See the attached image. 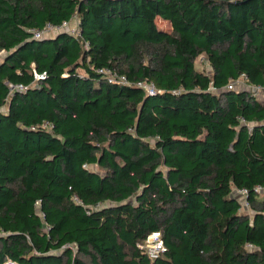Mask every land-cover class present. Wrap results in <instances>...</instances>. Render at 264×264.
I'll return each instance as SVG.
<instances>
[{"label":"trees","instance_id":"obj_1","mask_svg":"<svg viewBox=\"0 0 264 264\" xmlns=\"http://www.w3.org/2000/svg\"><path fill=\"white\" fill-rule=\"evenodd\" d=\"M0 230V264H264V0H0Z\"/></svg>","mask_w":264,"mask_h":264},{"label":"built area","instance_id":"obj_2","mask_svg":"<svg viewBox=\"0 0 264 264\" xmlns=\"http://www.w3.org/2000/svg\"><path fill=\"white\" fill-rule=\"evenodd\" d=\"M62 31L69 32L71 34L76 35V26H72V22H67V21L62 22V24L60 25H54V24L47 22V24L44 26L42 30L34 32V36L36 38H40L43 36L52 35L54 33L62 32ZM100 71H103V70H100ZM234 83L235 82H231V84L228 85V88H237L236 86L233 85ZM137 85L143 86L149 93L154 92V86L152 83L138 81ZM14 87L19 88V89L23 88L22 85L20 84L15 85ZM256 190H261V188L256 187ZM236 193L240 196L245 197L247 190L245 188H240L236 191ZM4 235H5V232L3 230H0V236H4ZM137 246L151 260L159 257L165 250L163 239L161 237L160 232L158 231H153L150 234H148L141 243L137 244ZM2 264H19V263L11 259H7Z\"/></svg>","mask_w":264,"mask_h":264},{"label":"rangeland","instance_id":"obj_3","mask_svg":"<svg viewBox=\"0 0 264 264\" xmlns=\"http://www.w3.org/2000/svg\"><path fill=\"white\" fill-rule=\"evenodd\" d=\"M75 20L72 21V26H75ZM158 25L164 26L165 28H169V25H167L165 22L163 21H158L157 20ZM195 67L198 70H203L206 73H211V67L208 64V62L206 61V59L204 58L203 55L199 56L196 60H195ZM234 86H236L237 88H250V86L245 82L244 78L240 77L238 79V81H236L234 84ZM239 200L242 202V207H241V212L246 213V214H251V210L248 207V205L244 204V198L239 196Z\"/></svg>","mask_w":264,"mask_h":264},{"label":"crops","instance_id":"obj_4","mask_svg":"<svg viewBox=\"0 0 264 264\" xmlns=\"http://www.w3.org/2000/svg\"><path fill=\"white\" fill-rule=\"evenodd\" d=\"M167 29V28H166Z\"/></svg>","mask_w":264,"mask_h":264}]
</instances>
